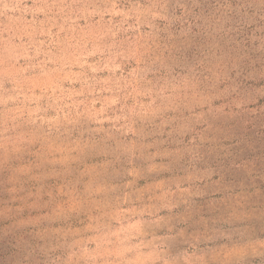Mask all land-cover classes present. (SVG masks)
<instances>
[{
    "label": "rangeland",
    "instance_id": "374dc122",
    "mask_svg": "<svg viewBox=\"0 0 264 264\" xmlns=\"http://www.w3.org/2000/svg\"><path fill=\"white\" fill-rule=\"evenodd\" d=\"M0 264H264V0H0Z\"/></svg>",
    "mask_w": 264,
    "mask_h": 264
}]
</instances>
